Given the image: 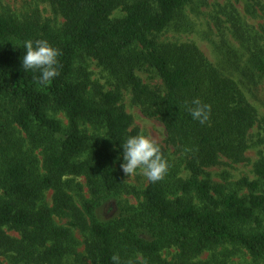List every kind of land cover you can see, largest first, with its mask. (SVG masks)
<instances>
[{
	"label": "trees",
	"instance_id": "1",
	"mask_svg": "<svg viewBox=\"0 0 264 264\" xmlns=\"http://www.w3.org/2000/svg\"><path fill=\"white\" fill-rule=\"evenodd\" d=\"M47 1L64 19L59 31L48 22L0 14V143L13 141L7 130L12 123L33 149H42L43 157L39 168L27 151L26 156L13 153L8 144L1 147L0 264H71V257L80 262V243L71 228L87 233L83 256L91 264H112L114 254L121 264L136 262L138 255L142 264H166L160 256L165 249L174 247L181 260H188L222 244L263 259L264 228L257 213H264V184L242 179L247 195L225 194L206 171L222 158L246 160L255 110L235 80L195 45L156 39L190 0ZM117 9L124 15L111 19ZM28 39L47 40L60 52L59 74L46 84L37 82L39 72L22 67L23 42ZM79 55L94 59L130 87L146 116L163 124L167 148H172L169 154L159 145L168 161L163 178L147 181L138 205L127 215L105 221L96 209L122 186L112 153L93 143L83 126L102 128L108 145L119 154L125 139L136 132L129 130L131 116L120 104L118 87L103 91L94 85L89 95L87 72L74 67ZM141 66L155 71L163 93L142 85L135 74ZM254 66L264 75L263 61ZM194 99L209 106L203 124L188 111ZM54 112L64 113L67 126ZM14 146L19 149L20 143ZM254 173L264 181V157L255 163ZM69 176L86 179L91 199H82L81 207L69 193ZM47 191L52 192L50 206L44 204ZM54 216L69 219L71 227L57 226Z\"/></svg>",
	"mask_w": 264,
	"mask_h": 264
},
{
	"label": "rangeland",
	"instance_id": "2",
	"mask_svg": "<svg viewBox=\"0 0 264 264\" xmlns=\"http://www.w3.org/2000/svg\"><path fill=\"white\" fill-rule=\"evenodd\" d=\"M0 14L10 15L19 21L37 20L40 23L48 22L50 27L59 31L64 23L60 14L51 7L47 0H0ZM124 15L121 9H117L111 15V19H118ZM161 44H193L214 66L222 69L230 75L243 92L248 103L254 108L256 122L247 133L248 148L244 155L246 160L242 163H232L222 158L217 166L207 168L210 181L223 188L225 194L236 193L238 196L248 194V189L240 184L242 179L257 181L262 187L264 181L254 173L257 161L264 157V75L256 71L254 62H264V0H190L178 13L175 20L156 36ZM76 69L83 68L92 84L89 95L94 94V85H99L103 91L116 87L122 92L120 104L126 113L131 116L129 130L137 134H143L153 139L158 145L167 148L166 131L163 124L156 118L146 116L144 106L134 98L130 87L125 86L115 76L108 73L91 58L79 55L75 60ZM136 76L142 85L149 90L163 93L164 86L155 71L147 66H141L135 70ZM59 119L63 126H67V118L62 112L52 113ZM8 132L12 134V142L0 143V162L2 149L8 144L13 153L25 154L33 157L37 166L41 168V148L33 149L25 134L12 123L8 124ZM89 136L94 137L93 143L106 146L112 153L115 169L118 173L121 191L114 196H108L100 201L96 209L97 217L105 221L109 218L127 215L132 206H137L140 193L146 187L148 179L139 172L127 177L120 163L122 154L114 151L106 141L105 131L90 125L83 126ZM20 143L19 149L17 143ZM169 154L172 148H167ZM85 157V156H84ZM81 157L80 159H84ZM118 157L120 159H118ZM181 176L186 172L181 171ZM73 196L78 207L83 200L91 199V194L84 177H72ZM52 192L44 195V204L50 206ZM180 195V194H179ZM83 199V200H82ZM195 203H199L193 199ZM259 226L264 228V213H257ZM54 223L59 227H68L69 219L53 217ZM75 238L80 243L76 251L82 256L80 262L71 257V264H91L85 256V241L87 233L71 228ZM15 234V233H10ZM178 250L174 247L160 252L161 258L166 264H264L263 259H253L245 249L231 244H222L204 251L197 257L181 260L177 256Z\"/></svg>",
	"mask_w": 264,
	"mask_h": 264
},
{
	"label": "clouds",
	"instance_id": "3",
	"mask_svg": "<svg viewBox=\"0 0 264 264\" xmlns=\"http://www.w3.org/2000/svg\"><path fill=\"white\" fill-rule=\"evenodd\" d=\"M24 55L22 67L24 71L39 72L37 82L46 84L55 78L58 73V49L49 44L47 40L28 39L23 42ZM192 107L188 109L194 120L203 124L208 119L209 106L203 104L199 99H194ZM122 162L120 168L129 177L138 172L149 181L155 183L160 181L168 169V161L161 152L159 145L150 137L137 134L128 136L121 145ZM118 159H120L118 157ZM112 264H121L118 254L111 257ZM129 264H142V256L138 255L136 262Z\"/></svg>",
	"mask_w": 264,
	"mask_h": 264
}]
</instances>
